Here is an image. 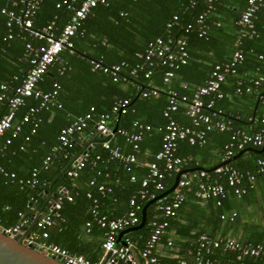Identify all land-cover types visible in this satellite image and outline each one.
Returning <instances> with one entry per match:
<instances>
[{
    "label": "trees",
    "instance_id": "trees-1",
    "mask_svg": "<svg viewBox=\"0 0 264 264\" xmlns=\"http://www.w3.org/2000/svg\"><path fill=\"white\" fill-rule=\"evenodd\" d=\"M58 1L60 0L41 1L33 20L34 29L41 30L48 21L55 17L56 30L60 31L64 24L69 21L73 11L65 6L56 7ZM81 1L76 0L75 5L78 6ZM229 4L235 5L236 8L229 7ZM246 5L247 0H214L210 9H208L207 0H108L107 4H97L92 9V13L82 23L84 32L80 33L79 30L71 38V50L68 48L63 49L59 53V58L49 65L43 74L42 80L38 83V87L44 91L53 89L54 82L59 87L55 104L42 108L36 114L39 120L35 132L30 133V128L33 126V120H30L22 124L21 130L15 137L11 138L9 144H5V141L6 138L11 137L13 128L7 129L0 136V166L15 174V177L11 179L0 173V201L9 208L6 212H0L1 222L5 225L16 223L20 219L18 212L28 216L26 213L28 202L33 198L40 200V193L51 182L52 189H58L60 185H64L69 193L73 195L72 200H64L60 210L64 221L59 219H56V223L54 221L60 229L65 228L67 234L73 233L70 231V226L74 225L70 220L71 212L74 213L75 210L83 212L88 209L84 224L91 219L92 201L86 196L88 191L99 198L100 211L110 217L122 215L114 214L107 208L114 206L115 201L125 204L127 210L128 201L130 197L134 196L143 207L148 199H141L138 192L141 188L142 178L147 175V166L141 165L142 168H140L138 161H135L127 170L119 160L106 161L107 150L96 142L89 152L92 156L99 153L105 161H97L95 165L87 163L80 170L77 177L69 178L65 174V170L61 171L70 159H66L64 155L69 154L71 157L77 153V149L73 145L57 152L52 151V147L58 143L60 129L70 124L77 116L89 111L91 106L94 107L93 116L96 118L101 113L108 111L116 99L128 97L131 101L129 111L117 116L115 122L118 128L127 129H132L131 123L134 119L149 123L151 130L144 133L139 144L138 153L148 149L153 152L151 155L149 154L150 160L154 159V153L161 147L163 126L166 123L163 109L167 103V90L174 89L178 95H190L197 86L205 84L216 64L230 62L232 53L237 49L234 29L240 13ZM2 9L6 11L13 10L18 13L20 6H15L13 0H0V84L5 83L7 92L10 93L12 88L20 83L30 66L25 55L26 43L37 45L43 43L44 40L30 35L27 29L18 24L12 23L9 26L7 12H2ZM202 12L205 13L204 22L207 25V30L206 35L199 36L195 20L198 14ZM174 14L178 15V19L169 28L167 23L172 20ZM254 22L259 37L243 39L240 48L244 59L242 63L235 65L236 74L227 73L224 82L220 85L224 96L214 102L215 108L221 109L224 116L233 120L232 128L244 129L240 122L234 119L233 115L226 114L224 109L226 110V107H229L227 106L229 103L237 102L238 96L252 95L244 90L237 92L236 81L238 76L243 77V85L248 84L250 78H256L259 75L264 78V0L257 11ZM187 23H192L193 28L185 30ZM10 33L12 37H8ZM168 36L184 37L188 51L186 62L180 64L174 70L175 74L168 83L162 81L166 66L158 63H155L153 73L147 78L143 74H140L137 78L128 74L129 69L141 61L136 56L137 52L143 51L147 44L157 37L165 39ZM250 48L252 51H250ZM259 53L263 54L262 59L258 58L257 54ZM96 59H101L107 65L121 63L122 61L126 62V65L122 66L121 69V72L126 76V80L115 82L108 73L92 70L91 61ZM148 85L159 88V93L147 97L142 96L141 91L147 90ZM259 90L263 95L259 98V102H261L264 98V81L259 86ZM38 103V98L28 97L26 103L15 111L12 123L20 122L28 107L38 105ZM5 112H7L6 100L0 102V115ZM172 114L179 123H190L183 105H180ZM257 121H260L259 117ZM257 127L248 131H259L263 126ZM231 132L232 130L220 131L217 129L207 131L206 140L203 144H190L186 140H180L177 153L184 158L183 168L195 167V162H197L198 165L209 170L220 163L225 155L224 145L230 140ZM26 135H29L28 140H24ZM110 142L112 145L120 146L124 151L131 150V146L118 132L114 133ZM4 145L5 148H3ZM238 151L235 150L234 155ZM48 154L52 155V162L47 170L41 171L38 175V183L34 187L21 183L20 181H24L30 176L33 168L41 169L42 160ZM259 156L260 153L247 150L228 164L242 171H253L256 167V159ZM176 173L177 170L166 175L163 180L164 190H157L150 184L148 186L149 195L154 194L156 196L170 188ZM131 175H135L134 180L130 179ZM72 179L77 180L75 188L71 186ZM90 180H94V184H90ZM220 181H223V179H220ZM100 183L111 187V192H107L102 196L97 190ZM226 188L229 194L231 189L228 186ZM250 188L247 186V191ZM195 189L196 185L193 183L186 190V194L192 195ZM29 192L32 193L31 197L28 196ZM172 194L173 192L147 206L145 224L137 229L136 235L130 239L136 242L139 239H144L142 245L144 246L150 233V221L159 212L158 205L169 200ZM187 195L186 199L189 198ZM211 201L217 211L214 216L218 221L225 220L220 215L221 213H227L225 210L227 197L223 199L222 206H216L214 201ZM180 208L175 216L169 218V224L166 227V229H169L175 226L176 238L174 244L179 248V258L170 263L162 264H179L180 259H184L187 264H193V257L188 253V250L196 238L201 233L215 235L214 230L200 229L195 231L196 226L194 224H188L185 231L180 232L177 219ZM235 219L236 216L233 220L226 219V221L233 222ZM140 220L141 213L139 212V222ZM215 224H217V221H215ZM75 226V228H78L79 224ZM97 228L101 232L103 231L96 223H92L90 232L94 229L97 230ZM181 238L184 240L182 239V241ZM258 240L254 239L252 242L262 241ZM59 243L60 246L65 247L70 252L81 254L70 242V237L68 240ZM235 255L234 252L217 249L211 254V257L213 259L219 258L222 261H231L235 258ZM88 259L94 261V258ZM251 261L252 264H263L262 260L258 258H253Z\"/></svg>",
    "mask_w": 264,
    "mask_h": 264
},
{
    "label": "built area",
    "instance_id": "built-area-1",
    "mask_svg": "<svg viewBox=\"0 0 264 264\" xmlns=\"http://www.w3.org/2000/svg\"><path fill=\"white\" fill-rule=\"evenodd\" d=\"M41 1L13 0L15 6H20L18 13L13 10L6 11L2 9V12H7L9 26L12 23L18 24L27 29L30 35L44 40L43 43L37 45L26 43L25 55L30 66L20 83L14 86L10 93L7 92V85L5 83L0 84V102L4 100L7 102V112L0 115V136L7 129L13 128L11 137L6 138L5 144H9L11 138L18 134L24 122L33 120L30 133L35 132L39 120L36 114L42 108L55 104V97L59 87L54 82L53 89L49 91L39 88L38 83L42 80L43 74L49 65L59 58V53L63 49L68 48L71 50V38L79 30L81 31L80 33L84 32L82 23L92 13V9L99 3H108V0H82L76 6V0H60L56 2V7L65 6L73 11L69 21L64 24L60 31H57L55 17L48 21L41 30L33 28V20ZM213 1L207 0L208 9L212 8ZM262 2L263 0H247L246 7L241 11L234 29L237 49L232 53L230 62L216 64L211 70L205 84L197 86L192 90L190 95H178L174 89L167 90V103L163 109L166 123L163 126L161 147L154 153V159L146 164L148 172L141 180V188L138 192L139 197L141 199H151L155 195H149L148 186L150 184L157 190H164L165 184L163 180L166 175L175 170L180 174L171 198L158 205L159 212L150 221V233L144 246L139 247L137 242L130 238L125 239L123 243L119 242L117 238L119 231L138 224L139 212L141 213L142 210L140 202L132 196L128 201V208L124 214L110 217L100 211L99 198L93 196L90 191L86 192V196L92 201L90 209L91 219L85 222V230L90 232L92 223H96L103 230L101 248L104 254L110 253V256L107 259L104 256L92 261L82 254L70 252L65 247L49 242V227L52 226L56 219L64 221V217L60 212L63 202L64 200H72L73 198V195L69 193L64 185H60L55 195H51L46 201L47 209L42 214L31 218L29 215L24 216L22 212H18L20 219L12 225H5L0 220V231L18 238L31 247H37L39 250L57 256L58 260L63 264H118L119 262H123L124 264H139L138 259L141 264H162L154 249L169 224V218L177 214L178 209L186 199V190L193 183L196 185L194 195L197 199L203 201L213 200L216 206H222L223 199L228 194L227 186L236 197H242L247 191V186L253 187L258 180L264 181V148L256 159V167L253 171H242L228 163L215 166L211 170L206 168H183L184 158L177 153L180 140H186L190 144H203L206 140L207 131L212 129L220 131L232 130L230 140L224 145L225 155L223 160L233 156L235 150H241L247 146L257 149L264 147V127L259 131L253 132L242 128H232L233 120L224 116L221 109L214 107L215 100L224 96L220 85L224 82L227 73L236 74L235 65L242 63L244 59L242 49L240 48L243 39L259 37V32L254 21ZM204 18L205 13L202 12L198 14L195 20L199 36L206 35L207 25L204 22ZM177 19L178 15L174 14L172 20L167 23V27L171 28ZM192 28V23H187L185 26V30ZM8 37H12V34L10 33ZM250 51H252L251 48ZM257 55L259 59L263 58L262 53ZM136 56L141 61L129 69V75L137 78L140 74H143L147 78L153 73L155 63H158L159 65L166 66L162 81L163 83H168L175 74L174 70L187 60L186 39L182 36H168L165 39L157 37L154 41L149 42L143 51L137 52ZM91 64L92 70L108 73L115 82L126 80V76L121 72L122 66L126 65L124 61L107 65L101 59H96L92 60ZM248 81V84L243 85V77L238 76L236 81L238 86L237 92L244 90L245 92L258 95L259 98L262 97L263 95L260 93L259 86L264 81V78L259 75L256 78H250ZM147 87H149L147 90L141 91V95L144 97L157 95L160 91L157 87L149 85ZM28 97L38 98V105H30L22 115L20 122L13 124L12 119L15 111L26 103ZM130 104L131 101L128 97L118 98L111 104L108 111L101 113L96 118L93 116L94 107L91 106L89 111L77 116L70 124L60 129L58 143L52 147V151L57 152L63 148L72 147L75 142L74 136L79 133L81 134L86 128L92 127L94 128V133L96 132L100 138L99 143L107 150L106 161L112 159L119 160L123 163L125 169L129 170L130 166L136 161L135 152L139 149V144L144 133L151 130L149 123L134 119L131 123L132 129L120 127L116 130V132L125 138V141L131 146V150L124 151L120 146L111 144L110 138L114 135L111 122L117 116L127 113ZM180 105L185 107V113L190 119L189 124L179 123L172 114ZM108 135L110 137H107ZM28 139L29 135H26L24 140ZM94 144V142H90L87 146L83 147L77 155L75 162H72L65 169V174L69 178L77 177L80 170L87 163L95 165L97 161H105L99 153L93 156L90 154L89 150ZM3 148H5V145ZM76 154H73L71 157H74ZM64 157L69 159L70 155L65 154ZM51 162L52 155H46L42 160L41 169L33 168L30 176L20 182L29 187H34L39 181L38 175L41 171L47 170ZM195 165L200 166L197 162H195ZM0 173L11 179L15 177L14 172H9L2 166H0ZM130 179L134 180L135 175H131ZM220 179H223V181H220ZM89 183L94 184V180H90ZM97 190L103 196L107 192H111V187L100 183L97 186ZM235 216L236 211L233 210L228 213H221L220 215L225 220H233ZM167 245L171 246L172 241L168 240ZM217 249L234 252L236 253L235 258L231 261L213 259L211 254ZM188 253L193 257V264H252L251 259L253 258L261 259L264 264L263 243L241 240L233 236L201 233L188 250ZM179 264L187 263L184 259H180Z\"/></svg>",
    "mask_w": 264,
    "mask_h": 264
},
{
    "label": "crops",
    "instance_id": "crops-1",
    "mask_svg": "<svg viewBox=\"0 0 264 264\" xmlns=\"http://www.w3.org/2000/svg\"><path fill=\"white\" fill-rule=\"evenodd\" d=\"M228 6L231 8H236L233 4H229ZM253 95L255 94L238 96L236 100L237 102L229 103L227 105L229 107H226V110L224 109L226 114L233 115L234 119H237L242 127L246 130H254V128L257 126L259 128L262 126L264 127V98L261 100V102H259V97L256 95L255 97ZM258 117L260 121H257ZM111 124L113 129L117 123L114 120L111 122ZM83 133L84 132L74 136V146L76 147L77 152L83 147L87 146L88 143L93 142L94 137L97 140L99 139L96 132L94 133L91 131L86 133V135H83ZM96 142L99 143V141ZM138 152L139 149L135 154L136 161H138L140 168H142L141 165L147 166L146 164L151 161L150 155L153 152L148 149L141 151V153ZM71 158L72 157H70V159ZM70 159L68 160V163ZM51 183L48 184L46 189L50 190L51 193H54L57 189H52ZM71 186L75 188L77 186V180L72 179ZM32 201L33 206L31 207L29 214H31L33 217L42 214V212L47 209L46 204L43 209L41 208L42 204L45 202L43 197H40V200L33 198ZM107 208H109V210H111V212L114 214H123L126 210L125 204H121L119 201H115L114 206ZM8 210L9 208L7 205L0 201V212H6ZM87 210L83 212H78L76 210L74 213L71 212L70 220L74 225L72 227L70 226V231L73 233L67 234L65 228L60 229L57 227V225H55L57 220H55V223L49 228V241L60 246L59 242L66 241L70 237V242H72L76 249L79 250L78 252L85 255L87 258H94V260H98L101 257H106V254H104L100 245L102 232L98 228L97 230H92V232H87L85 230L84 221L86 219L85 216ZM225 210L227 213L232 210L236 211L237 215L235 221H218V219L214 216L217 211L216 207L213 205V202L211 200H199L195 197L194 193H192V195L186 199L184 205L181 206L178 212L177 219L179 221V230L180 232H184L188 224H194L196 226L194 228L195 231L200 229H205L206 231L214 230L215 235L233 236L241 240L250 241L259 239L264 243V181L258 180L256 184L248 189L247 193L242 197H236L234 194L229 192ZM29 214L27 213V215ZM215 221H217V224H215ZM7 224L10 225L12 223ZM77 224H79V227L75 228V225ZM123 230L117 233V238L119 234L121 235L120 238L122 241L133 237L129 231ZM175 238V226L170 227L164 231L158 244L156 245L154 252L159 257V259L162 260V263H170L173 260L179 258L180 251L179 248L174 244ZM182 239L183 238H181V240ZM168 240L173 242L171 246L167 245ZM143 242L144 239H139L137 241L138 246L142 247ZM118 264L124 263L119 262Z\"/></svg>",
    "mask_w": 264,
    "mask_h": 264
},
{
    "label": "water",
    "instance_id": "water-1",
    "mask_svg": "<svg viewBox=\"0 0 264 264\" xmlns=\"http://www.w3.org/2000/svg\"><path fill=\"white\" fill-rule=\"evenodd\" d=\"M118 128V125L116 124L114 126V128L112 129V132L115 133L116 130ZM94 132V128L92 127H88L86 128V130L84 131L83 135H86V133L88 132ZM107 137H110V135H108ZM100 138L97 140L95 137L93 139V142L96 143V141H99ZM264 147L257 149L251 146H247L244 149L239 150L235 155L231 156L230 158L221 161L220 163H218L215 166L218 165H222V164H226L229 163L230 161L234 160L235 158H237L238 156H240L244 151L247 150H251V151H255V152H262ZM81 150V149H80ZM80 150L77 152V154L72 157L69 161V163L61 170L64 171L72 162H75V159L77 157V155L79 154ZM215 166H213L212 168H214ZM202 169L204 167L202 166H196L193 167L191 169ZM211 168V169H212ZM209 169V170H211ZM179 172L176 173L175 175V179L174 182L172 184V186L168 189H166L165 191L161 192L160 194L152 197L151 199H149L144 206L142 207L141 210V220L137 225L128 227L126 229H124L123 231H129L131 233L132 236H135V231L139 228H141L145 222H146V208L149 204H151L152 202L163 198L164 196L168 195L169 193H171L177 185L178 182V178H179ZM51 195H55L54 193H51L50 190L48 189H44L42 193H40V197H43L45 199V202L42 204L41 208L43 209V207L45 206L46 201L50 198ZM28 196L31 197L32 193L29 192ZM28 209H27V213H30V209L33 206V201L30 200L27 204ZM29 216L31 218H33V216L31 214H29ZM120 234L118 235V241L123 243L124 241L121 240L120 238ZM135 255L136 252H134ZM110 256V253L106 254V259ZM138 258V257H137ZM139 264H141L140 260L138 259ZM0 264H63L60 260H58V257L53 255V254H49L46 253L43 250H39L37 247H31L30 245L25 244L23 241L19 240L16 237L4 234L2 231H0Z\"/></svg>",
    "mask_w": 264,
    "mask_h": 264
}]
</instances>
